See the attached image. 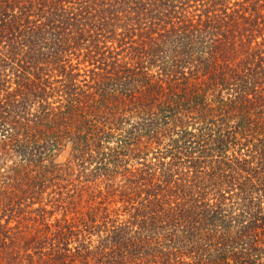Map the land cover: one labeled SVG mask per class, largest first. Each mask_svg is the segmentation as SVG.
Wrapping results in <instances>:
<instances>
[{
  "label": "trees",
  "instance_id": "16d2710c",
  "mask_svg": "<svg viewBox=\"0 0 264 264\" xmlns=\"http://www.w3.org/2000/svg\"><path fill=\"white\" fill-rule=\"evenodd\" d=\"M0 264H264V0H0Z\"/></svg>",
  "mask_w": 264,
  "mask_h": 264
},
{
  "label": "rangeland",
  "instance_id": "374dc122",
  "mask_svg": "<svg viewBox=\"0 0 264 264\" xmlns=\"http://www.w3.org/2000/svg\"><path fill=\"white\" fill-rule=\"evenodd\" d=\"M68 157V152H64L62 154H60L57 158H56V161L58 163H61V162H64L66 160V158Z\"/></svg>",
  "mask_w": 264,
  "mask_h": 264
}]
</instances>
